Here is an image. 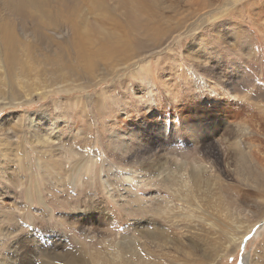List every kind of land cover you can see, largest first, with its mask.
<instances>
[{
	"label": "rangeland",
	"instance_id": "obj_1",
	"mask_svg": "<svg viewBox=\"0 0 264 264\" xmlns=\"http://www.w3.org/2000/svg\"><path fill=\"white\" fill-rule=\"evenodd\" d=\"M65 1L0 0V35L13 65L8 74L0 69V197L19 208L14 217L0 213V230L13 232L0 233V264H66L71 257L77 264H241L244 255L264 264V0H205L203 9L196 8L202 0H162L154 15L141 6L138 15L124 13L140 0ZM196 75L233 98L218 87L200 90ZM22 77L43 87L41 94L22 99ZM202 100L209 110L219 101L242 112L200 115ZM170 108L174 116L159 114ZM211 122L219 125L187 130ZM148 126L169 138L155 139L145 154L121 150L118 143L130 144L132 134L138 140ZM204 128L239 147L262 182L238 173L232 155L216 162L200 146ZM192 158L208 167L211 185L201 204L186 205L165 175ZM164 163L167 170L154 174ZM166 204L173 217L153 213ZM149 229L163 232L166 249L141 235ZM124 236L140 250L132 256L126 249L130 261L112 256Z\"/></svg>",
	"mask_w": 264,
	"mask_h": 264
},
{
	"label": "bare ground",
	"instance_id": "obj_2",
	"mask_svg": "<svg viewBox=\"0 0 264 264\" xmlns=\"http://www.w3.org/2000/svg\"><path fill=\"white\" fill-rule=\"evenodd\" d=\"M67 1V0H66ZM65 1V4H67V3H72V2H74V0L71 2V1H68V2H66ZM162 0H140V1H137V3H136V5H130V6H126V8L125 9H123L122 7H120V8H122L125 12L124 13H132V14H134V15H138V11H140V6L143 8V10L144 11H146L145 13H148V14H150V15H152L153 13H155V12H153V11H155L154 9H153V11H152V7H156L157 5H159L160 4V2H161ZM204 1L205 0H202V1H200V3H198V6L196 7V8H200V9H203V8H205V7H208L207 5H205V3H204ZM75 2H77L78 3V1H75ZM127 3V1L126 2H123V4L124 5H127L126 4ZM130 3H132V2H130ZM147 4L149 5V7H147ZM75 5H76V3H75ZM75 5H74V3H72V6H74L75 7ZM104 5V4H103ZM77 7V6H76ZM147 7V8H146ZM117 8V7H116ZM146 8V9H145ZM115 9V8H114ZM118 10V9H117ZM120 10V9H119ZM77 11H79V10H77ZM77 11H75V13H77ZM57 12V11H56ZM122 12V11H121ZM131 14V15H132ZM141 15V14H140ZM154 15V14H153ZM65 19V18H64ZM69 21V20H68ZM70 25V24H69ZM55 26V25H54ZM4 27V26H3ZM68 27V26H67ZM67 27H66V29H67ZM83 28H85V29H87V28H89V27H87V26H85V27H83ZM65 29V28H64ZM101 29V28H100ZM50 30V29H49ZM58 30V29H57ZM89 30H90V28H89ZM59 31V30H58ZM104 31V30H103ZM57 32V31H56ZM100 32H102V30L100 31ZM163 33L162 34H164V32H165V30L164 31H162ZM166 32H167V30H166ZM83 33V32H82ZM98 33V32H97ZM84 34H85V32H84ZM83 34V35H84ZM99 34V33H98ZM97 34V35H98ZM102 34V33H101ZM109 34V33H108ZM107 34V35H108ZM111 35V34H110ZM56 36V35H55ZM115 36V35H114ZM113 36V37H114ZM89 37V36H88ZM108 37V36H107ZM111 37H112V35H111ZM91 38V37H90ZM115 38V37H114ZM108 39V38H107ZM110 39V38H109ZM116 39V38H115ZM117 39H118V36H117ZM119 40V39H118ZM177 40V39H176ZM92 40H90V42H91ZM110 42H112L111 40H110ZM0 43H3V57L2 56H0V69H3L4 70V72L6 73V74H8V72L10 71V68H12V67H10L7 63H9V64H11L12 65V60L10 61V58H11V56H12V54H11V52H10V49L8 48V47H10L9 45V41L6 39V38H4V37H2L1 35H0ZM113 43V42H112ZM122 43V42H121ZM117 44V43H116ZM125 44V43H124ZM128 44V43H127ZM12 45V44H11ZM8 46V47H7ZM123 46V45H122ZM1 47V46H0ZM22 49V48H21ZM160 49V48H159ZM2 51V50H1ZM129 53L130 52H126V53H124V57H125V60L128 62L130 59H132L133 57H129ZM201 56V55H200ZM108 61H110V63L109 64H112L111 63V61H113V60H109V59H107V63H108ZM202 61V60H201ZM2 62H3V64H2ZM118 65H122V64H119V63H116L115 64V66H118ZM13 66V65H12ZM115 66H111V68H114ZM15 67V72H17V70H16V66H14ZM118 68V67H117ZM143 71H145L143 68L142 69H138L137 70V73L140 75ZM11 72V71H10ZM5 74V75H6ZM10 74V73H9ZM1 75V74H0ZM20 75V74H19ZM22 76V75H21ZM141 76V75H140ZM223 76V75H222ZM18 77V76H17ZM196 77H197V82H195L196 83V86L200 89V88H202V89H208V91L209 92H213V91H216V88L218 87V88H220V90H218V91H222L221 93L222 94H224V96H226L227 98L228 97H232L233 98V96H232V94L233 93H231L230 91H228L227 89H225L224 87H222V85L221 84H218V83H215V82H211V83H209V82H206V80H203V79H201L200 77H199V75H196ZM224 77V76H223ZM21 78V77H20ZM19 78V79H20ZM23 79H21L20 81L21 82H23V83H21V85H22V88H21V90H23L22 92L24 93V97H22V99L23 98H25L26 99V97H27V95H30L31 97H32V94H36V95H38V94H41V90L43 89V87H41V86H35L34 84H32L30 81H29V79H25L24 77H22ZM14 79H15V77H14ZM224 79V78H223ZM9 80V79H8ZM228 80V79H227ZM259 80V79H258ZM12 81V80H11ZM228 82V81H227ZM223 83V82H222ZM211 84V85H210ZM56 85H58V84H56ZM151 85V84H150ZM226 85H228V84H226ZM255 85V84H254ZM254 87V86H253ZM13 88V87H12ZM201 90V89H200ZM35 91V92H34ZM20 90H18V96H20V94H23ZM253 92V91H252ZM16 94V95H17ZM196 96V95H195ZM184 97V96H183ZM192 96H190V98H191ZM199 97V96H198ZM193 98V97H192ZM17 99V98H16ZM185 99H186V97H185ZM185 99L183 100V101H185ZM245 100H247V99H245ZM194 101H196V99L194 100ZM199 101V100H198ZM198 101H196V102H198ZM193 102V101H192ZM209 103H212L211 101H208ZM219 101H217V102H214V104H210V108H211V110H209L208 109V104H207V102H206V100H202V101H200V104H199V106L201 107H199L200 108V110H201V112H199V114L200 115H211V114H213L214 112H217L218 110H222V111H224L225 113H227L228 111L227 110H229V112L228 113H232V112H235V114L236 115H239V113H241L242 111L241 110H239L238 108L236 109V110H234V108H231V110H232V112H231V110H230V107H227V104L226 103H224V104H222V106H221V108H219V106H218V103ZM185 104V103H184ZM192 104V103H191ZM245 104V103H244ZM196 105V104H195ZM262 105H264V104H262ZM232 106V105H231ZM259 106V105H258ZM257 106V107H258ZM187 106H185V105H181V107H179V106H176V107H174V110L176 109L177 111L179 110V111H182L183 109H185ZM242 107V106H241ZM245 107H247V106H245ZM245 107H243V108H245ZM249 107V106H248ZM196 108V107H195ZM173 109V108H172ZM187 110V109H186ZM196 110V109H195ZM199 110V109H198ZM244 110H246V109H244ZM168 111H172L171 110V108L168 110ZM188 111V114H189V110H187ZM197 111V110H196ZM159 114L161 115V116H174L175 114H174V111H172L171 112V114L169 115L168 113H167V109H165V110H161V111H159ZM181 114V113H180ZM187 114V115H188ZM240 116V115H239ZM146 118V117H145ZM220 117L219 116H217V117H214V119L215 120H218ZM147 120H149V118L147 119ZM124 121V119H122V122ZM145 123V122H144ZM149 124H151L152 126H153V124L151 123V121L149 120ZM148 124V125H149ZM217 125H219V124H214V123H210V124H208L207 126H201V125H199L198 126V124H196V125H194V126H190V127H188L187 128V130L188 131H190V132H196L195 131V126L197 127V128H200V127H206V128H209V129H213L215 126H217ZM206 128H204V129H202V131H204V133H199V137H200V141L199 142H201V144H200V146H202L203 148H205L207 151V153L209 154H212L211 156H212V158H214L215 159V161L216 162H226V160H227V157H230L231 155L233 156V161H236V171L238 172V173H242V174H244V175H246V176H244L245 178H247V179H249V178H252V180H258L259 179V181L260 182H262L260 179H262V178H259L258 177V173L256 172H254L253 170H251V168H250V166L248 165V163H247V161H246V157L243 155V153L241 152V150L239 149V147H237L236 146V148H230L231 147V145H233V144H223L222 143V138L220 139V138H217V136L215 135V133L212 131L211 132V134L210 135H207V132H208V130L206 129ZM151 129V130H150ZM144 131H147V133L146 132H144V134H143V136H140V137H138V140H136L135 138H133L132 137V135H130V136H128V137H130V144H128V143H125L124 141H123V143L124 144H121V143H118L120 146H121V150H125V152L126 153H128L129 155H131V156H135L137 153H143V154H145L146 152H148V151H152L153 149H155V139L156 140H158L159 138H161V139H164V138H169V134L170 133H168L167 135H158L157 133H153V131H152V128H149V126H148V128H147V130H145V128H144ZM179 130H177L176 129V131H175V134H176V132H178ZM170 132V131H169ZM35 134H38V132H36L35 131ZM197 134V133H196ZM171 135L174 137L175 135H173L172 133H171ZM166 136V137H165ZM213 136H216L215 138H213ZM163 137V138H162ZM137 138V137H136ZM196 138H198V135L196 136ZM58 138H55L54 140L52 139L50 142H51V144L50 145H52V144H54V142L56 141V143L58 142V140H57ZM120 140V139H119ZM166 140H167V142H169V139H165V140H162L161 141V143H164V142H166ZM122 141V140H121ZM129 142V141H128ZM232 143H234V142H232ZM172 144V143H171ZM235 144V143H234ZM9 146V145H8ZM234 146V145H233ZM235 147V146H234ZM262 147V146H261ZM263 152V151H262ZM2 152L0 151V154H1ZM183 154V153H182ZM187 154V153H186ZM62 155V154H61ZM71 155L72 154H68V156H66L67 157V163L69 164V162L71 161V163H73V162H76V160L75 159H73L72 157H71ZM182 156V155H181ZM195 157V156H194ZM166 160V159H165ZM168 160V159H167ZM195 159L194 158H192V160H185V159H183L180 163H178V164H176V167H175V170H174V172L177 174V176L175 175V178H176V180H174L175 182H173L171 179H169L170 178V176L174 173V172H172V171H169V173L167 172L166 173V175H165V178H166V181H167V185H169V189L171 190V192L175 195V196H177L178 197V200H180V201H182L184 204L186 203V205H189L190 204V201L191 200H193V201H196L197 203H200V200H199V194L201 195V194H206V193H208L209 192V190H210V183H209V180H207V179H205L204 178V176H203V173L204 172H206L207 171V169H208V167L207 166H205L204 164H203V162L202 163H200V162H198V161H194ZM73 161V162H72ZM83 162L84 161H80V164L81 165H79V168H78V171H80V170H82L83 168H84V166H85V164H83ZM165 162V161H164ZM161 163V162H160ZM177 163V162H176ZM74 164V163H73ZM247 164V165H246ZM65 166V165H64ZM167 167H168V164H163L162 166H157V168L156 169H159L158 171H156V173H154V174H156V175H158V174H160V173H162V172H165V170H167ZM153 170V169H152ZM183 175L184 176H186V178L185 179H182V177H183ZM250 180V179H249ZM258 182V181H257ZM248 183V182H247ZM258 184H261V183H258ZM262 185V184H261ZM260 185V186H261ZM255 186V185H254ZM259 186V185H258ZM263 186V185H262ZM264 188V187H263ZM8 194V193H7ZM13 200V199H12ZM17 202V201H16ZM201 204V203H200ZM199 205V204H198ZM259 205V204H258ZM200 206V205H199ZM230 206V205H229ZM256 206V205H255ZM9 207H12V209L13 210H8V211H5L4 209L5 208H9ZM227 209V208H226ZM16 210H19V208H18V204L17 203H15V205H13V204H11V203H9V201H7V200H5V198H3V197H0V213H1V215H2V213H3V215H6L7 217L8 216H11V217H14L15 216V214L17 213V211ZM172 210V208L170 207V206H167V204L165 205V208L163 209H161V207H160V205H159V207L155 210V212H153V213H156L157 215H165L166 217H173V216H171L172 214H171V211ZM234 210V209H233ZM236 210V209H235ZM16 212V213H15ZM179 215V214H178ZM183 215V214H182ZM163 217V216H162ZM178 218V217H177ZM250 218V217H249ZM71 219V218H70ZM73 219V218H72ZM185 221V220H184ZM190 221H191V219H190ZM80 222V221H79ZM71 223V222H70ZM73 223V222H72ZM82 223V222H81ZM80 225V224H79ZM83 225V224H82ZM84 227V226H83ZM86 227V226H85ZM87 228V227H86ZM89 229V228H88ZM85 230V228H84V230L83 231H88V232H90L89 230ZM241 229V228H240ZM150 230V229H149ZM157 230V232H152V231H154L153 229H151L150 231H148V230H146V232L145 231H141L142 232V236L144 237V238H147V239H149V241L150 242H152V243H154V246L155 247H159V248H161V249H166L167 248V241H165L166 240V238H165V236H164V238H165V240H162V234H163V232L161 231V230H158V229H156ZM87 232V233H88ZM107 232V231H106ZM0 233H3L2 235H4V237H10V235L13 233V232H10V231H8L7 229H2V230H0ZM128 236H130V235H128ZM141 236V237H142ZM149 238H148V237ZM92 237V236H91ZM151 238V239H150ZM129 238H127V239H125V236L123 237V239L121 240V241H118V242H115V244L116 245H118V247L121 249L120 250V252H117V253H114L113 252V258L114 259H119V260H122V259H124V258H126L128 261H130L127 257H125V251H126V249L127 248H129L130 250H131V254L130 255H132L133 256V254H138L139 256H140V250L138 249V247H137V245H136V241H132V240H128ZM113 240V239H112ZM116 241H117V239H116ZM139 242V241H138ZM149 242V243H150ZM132 243L133 244H135V246L133 245V247H132ZM147 243V242H146ZM146 243H145V245H146ZM172 243V242H171ZM229 244V243H228ZM143 246V245H142ZM169 246V245H168ZM14 247V246H13ZM12 247V248H13ZM144 247V246H143ZM170 247V246H169ZM177 247V246H176ZM175 247V250L177 249V250H179L178 248H176ZM142 250V249H141ZM186 250V249H185ZM187 251V250H186ZM128 252V251H127ZM23 253V252H22ZM129 253V252H128ZM191 253V252H190ZM190 253H188V254H190ZM27 254V252H24V254H22L21 255V257H23V258H27V256L28 255H26ZM185 254V253H184ZM183 254V255H184ZM185 256V255H184ZM11 257V256H10ZM67 257V256H66ZM70 257V256H69ZM13 259H15V257H12ZM139 258V257H138ZM186 258H188V257H186ZM11 259V258H10ZM56 259V258H55ZM142 259V258H141ZM7 260V259H6ZM28 260V259H27ZM26 260V261H27ZM54 260V259H53ZM2 261V260H1ZM4 261V260H3ZM14 261H16V260H14ZM23 261V260H22ZM24 261H25V259H24ZM23 261V262H24ZM90 261V260H89ZM99 261H101V263H91V264H102V259H99ZM105 261V260H104ZM30 262H31V259H30ZM148 261L146 260V259H144V264L145 263H147ZM4 263V262H3ZM15 263V262H14ZM67 263H69V262H67ZM66 263V264H67ZM81 263H83V262H81ZM86 263V262H85ZM89 263V262H88ZM108 263H110V262H108ZM107 262H105V264H108ZM2 264V263H1ZM69 264H77L76 263V259L74 258V257H71V262L69 263ZM80 264V263H79ZM110 264H115V263H110ZM241 264H249V257L247 256V255H244L243 257H242V259H241Z\"/></svg>",
	"mask_w": 264,
	"mask_h": 264
}]
</instances>
